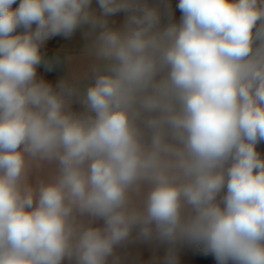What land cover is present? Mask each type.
<instances>
[{
    "label": "clouds",
    "instance_id": "1",
    "mask_svg": "<svg viewBox=\"0 0 264 264\" xmlns=\"http://www.w3.org/2000/svg\"><path fill=\"white\" fill-rule=\"evenodd\" d=\"M16 3L0 0V264H119L134 229L264 264V0H178L179 21L172 0ZM83 26L89 68L38 78L60 62L45 42Z\"/></svg>",
    "mask_w": 264,
    "mask_h": 264
},
{
    "label": "crops",
    "instance_id": "2",
    "mask_svg": "<svg viewBox=\"0 0 264 264\" xmlns=\"http://www.w3.org/2000/svg\"><path fill=\"white\" fill-rule=\"evenodd\" d=\"M19 0L12 7H18ZM178 0H172L174 17L179 21L181 12L176 7ZM92 8L99 12L96 0H93ZM125 13L120 12L110 17V22L114 21L118 26L123 22ZM19 32L23 29L18 28ZM88 26L77 29L71 37L57 35L47 40L42 48L45 57L55 59L60 57L59 63H54L51 70L46 65L41 64L37 68L38 78H43L55 86L61 79H71L73 76L82 75L92 63V58L88 55L86 46L90 38L85 36ZM18 32V33H19ZM70 58V59H69ZM73 108L81 110V105L74 100ZM36 173H33L35 181ZM223 194V193H222ZM103 221L98 220L94 226H102ZM169 254L175 255L177 264H198L194 244L188 242H176L170 244L161 241L155 237L145 239L140 237L138 229H134L131 238L122 243L116 249V255L119 257V264H166V258ZM64 264H68L67 261Z\"/></svg>",
    "mask_w": 264,
    "mask_h": 264
},
{
    "label": "trees",
    "instance_id": "3",
    "mask_svg": "<svg viewBox=\"0 0 264 264\" xmlns=\"http://www.w3.org/2000/svg\"><path fill=\"white\" fill-rule=\"evenodd\" d=\"M257 149L262 155H264L263 149L258 144H257ZM194 247H195V251H196V258H197L198 264H206L212 260L213 255L205 254L201 246L194 244Z\"/></svg>",
    "mask_w": 264,
    "mask_h": 264
},
{
    "label": "rangeland",
    "instance_id": "4",
    "mask_svg": "<svg viewBox=\"0 0 264 264\" xmlns=\"http://www.w3.org/2000/svg\"><path fill=\"white\" fill-rule=\"evenodd\" d=\"M17 32H19L18 29H17ZM258 145L261 146V148L263 149V152H264V141H261L260 143H258ZM206 264H217V261H216L215 257L213 256L212 260ZM229 264H232V262L230 261Z\"/></svg>",
    "mask_w": 264,
    "mask_h": 264
}]
</instances>
